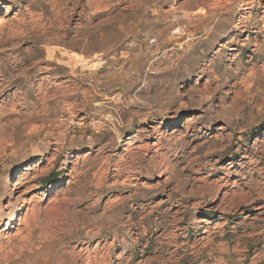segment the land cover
<instances>
[{"label": "rangeland", "instance_id": "obj_1", "mask_svg": "<svg viewBox=\"0 0 264 264\" xmlns=\"http://www.w3.org/2000/svg\"><path fill=\"white\" fill-rule=\"evenodd\" d=\"M1 7L0 264H264V0Z\"/></svg>", "mask_w": 264, "mask_h": 264}, {"label": "bare ground", "instance_id": "obj_2", "mask_svg": "<svg viewBox=\"0 0 264 264\" xmlns=\"http://www.w3.org/2000/svg\"><path fill=\"white\" fill-rule=\"evenodd\" d=\"M2 7H3V6H2ZM2 7H1L0 9H2ZM199 10H200V9H199ZM201 11H202V10H201ZM201 11H200V12H201ZM196 12H197V11H196ZM202 12H203V11H202ZM198 13H199V11H198ZM190 14H191V13H190ZM186 16H187V15H186ZM189 18H190V17H189ZM0 22H1V20H0ZM14 183L16 184V182H14Z\"/></svg>", "mask_w": 264, "mask_h": 264}]
</instances>
